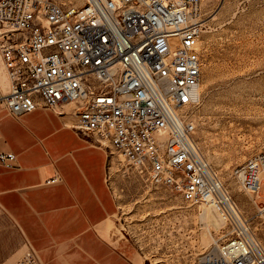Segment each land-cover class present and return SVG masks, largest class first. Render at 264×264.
I'll return each instance as SVG.
<instances>
[{"label":"built area","instance_id":"built-area-1","mask_svg":"<svg viewBox=\"0 0 264 264\" xmlns=\"http://www.w3.org/2000/svg\"><path fill=\"white\" fill-rule=\"evenodd\" d=\"M202 16V0H0L9 83L6 92L0 87V106L16 117L66 107L78 133L107 142L150 184L192 204L209 194L225 232L198 264H264V243L196 143ZM15 158L0 150V165ZM262 173L264 146L232 170L245 192H258L264 217ZM58 180L55 173L47 181ZM14 264L44 262L26 241Z\"/></svg>","mask_w":264,"mask_h":264},{"label":"rangeland","instance_id":"rangeland-1","mask_svg":"<svg viewBox=\"0 0 264 264\" xmlns=\"http://www.w3.org/2000/svg\"><path fill=\"white\" fill-rule=\"evenodd\" d=\"M202 11L200 96L192 110L196 143L264 243V217L232 175L264 146V0H202ZM41 109L63 124L68 117L66 125L73 126L68 108ZM93 142L104 154L103 188L86 204L92 213L78 211L80 220L72 222L97 225L49 227L60 241L36 243L0 207V264H14L26 241L44 264L59 257L64 264H198L223 241L225 226L214 229L205 222L203 198L192 204L163 185L150 184L107 142ZM41 187L49 191V185ZM33 229L34 238L38 231L42 238L41 227Z\"/></svg>","mask_w":264,"mask_h":264},{"label":"crops","instance_id":"crops-1","mask_svg":"<svg viewBox=\"0 0 264 264\" xmlns=\"http://www.w3.org/2000/svg\"><path fill=\"white\" fill-rule=\"evenodd\" d=\"M0 66L2 76L1 61ZM41 107L17 117L0 108V150L16 156L13 166L0 165V207L34 242L50 244L60 239L49 227L97 225L72 220H80L78 211L92 213L86 204L103 188L104 154L95 138L66 125L68 117L63 124ZM55 173L60 180L48 182ZM44 184L47 193L41 191ZM34 227H41L42 238L40 231L34 238ZM47 264H64V259L48 258Z\"/></svg>","mask_w":264,"mask_h":264},{"label":"bare ground","instance_id":"bare-ground-1","mask_svg":"<svg viewBox=\"0 0 264 264\" xmlns=\"http://www.w3.org/2000/svg\"><path fill=\"white\" fill-rule=\"evenodd\" d=\"M81 3H82V0H80L79 4H81ZM0 61H1V59H0ZM1 64H2V62H1ZM4 71H5V69H4V66L2 64V77H3V80L2 81L0 80V87H1V89L4 92H6L8 90L9 83H8V78H7V76H5ZM109 161H113V157L112 156H111ZM261 177H264V173L261 174ZM257 197H258V192L257 191L249 192V198H250L252 203L255 202V199ZM203 200H205V202H203V201L200 202V208L205 212V218H206L205 222H207L206 224L212 226L214 229H218V228L222 229V228H224V226H225V216H224L223 211L221 210V208H219L213 202V200L211 199L209 194H204ZM254 205H255V203H254ZM217 246H220V244H218ZM210 253H208L206 256L210 255Z\"/></svg>","mask_w":264,"mask_h":264}]
</instances>
